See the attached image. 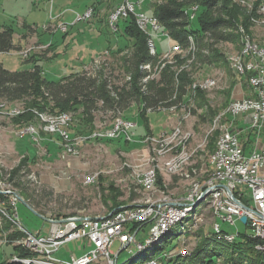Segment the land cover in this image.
Masks as SVG:
<instances>
[{"label":"rangeland","instance_id":"obj_1","mask_svg":"<svg viewBox=\"0 0 264 264\" xmlns=\"http://www.w3.org/2000/svg\"><path fill=\"white\" fill-rule=\"evenodd\" d=\"M159 1L161 0H139L138 2L135 0H82L84 4L82 6L84 7L83 12L90 10L89 17L79 20L73 17L71 22H60L45 26L43 29L38 28L39 33L28 27V33L25 36L20 38L17 35L15 36L16 43L14 46L17 45L15 46L16 49L0 53V63L2 62L4 67L9 68L11 71L28 70L26 67L40 62L46 79L54 81L60 76L71 72L79 70L89 72L105 65V71L108 74L111 73V79L115 84L121 85L123 81L129 79L128 76L123 77V73L119 68L118 59L121 56V51L125 48L124 43L117 49L106 46L101 52L94 50L95 53L92 54L91 63L84 64L82 68L76 69L79 63L74 56L79 57V54L75 53V45L66 48V53H63V51L57 52L56 47L53 48L52 45L41 47L40 39L44 35L43 33H46V42H49L48 36L54 32L53 30L60 29L62 26H66L65 31L62 32L69 33L71 36L81 32V30L89 35L91 33L97 34L98 30L104 31L106 28L115 33L119 31L117 28L123 24L122 19L131 14L138 29L148 37L149 53L155 54V48L161 49L159 62L151 74L142 79V82L155 77L157 69L164 65L163 62L159 64L160 61L171 59L174 54L179 55L180 58H187L183 67L191 70L194 80L191 85L192 92L184 104L172 105L171 110H169L171 107H161L159 110L148 108L147 120L144 124L138 115L141 107L139 104H132L115 116L110 112L97 113L93 122L95 130L111 127L113 121L118 118L128 119L134 122L135 125L127 133L121 134L115 139L103 138L100 140L92 138L81 142L76 147L75 154L64 149L65 143L56 133L44 131L46 121L44 117L39 116L40 112L32 109L34 115L32 119L28 123H22L18 116L24 111L23 103H8L0 100V194L7 197V205L10 206V208L5 207V203L0 201V260L15 262L13 258L16 255L13 253L12 247L21 246L20 240L22 241L26 233L40 237L49 235L52 221L74 219L75 216L79 218L105 217L116 210L146 206L158 202H181L188 196L192 183L200 181L201 184L206 179L209 171L212 170V167L209 166L211 165L209 155L212 152L208 151V146L213 145L214 150L215 142L221 134L223 125L230 131L241 130L239 137L242 142L252 140L251 143H248L251 144L249 147H245V149L242 147L245 152H249L253 148L261 149L264 147V132L258 135L255 134L254 129L249 126L247 113L233 115L226 112V108L232 101L252 96L250 88L246 85L245 76L243 75V77L242 74L231 68L228 58L237 50H240L243 36H248L255 43L264 47V1L259 5V16L249 18L248 32L245 27L238 24L236 30L237 40L217 44V49L225 55V66L198 64L195 57L196 49L193 44H191L190 49L181 50L178 44L168 36L167 32L161 29L158 20L150 13L153 3ZM231 1L232 5L230 6H235L241 12L244 11V14H248L252 10V3L255 0H246L247 5L243 6H241L240 1L238 3L235 0ZM32 2V0H0V19L3 15L12 14L14 17L9 16L10 20L7 21V24L14 26L17 21L14 19H18L17 15L23 17L22 13L25 12L29 17V23L34 22L40 26L43 21H50L51 11H49V8L52 0L49 3L41 1L38 10L29 14L26 4L31 6ZM126 2L130 4L131 10L125 16L120 15L118 17L115 25L116 30L113 31L109 25L110 15L114 13L118 6ZM64 5L74 7L76 10L80 7V3L79 5H74V3ZM23 9L25 11L22 12ZM82 13H76L75 11L74 15ZM142 15L146 18H154L155 23L158 25L157 29H149L147 32L141 30L137 20L144 19ZM190 28L194 31L199 29L197 19L192 18L190 20ZM86 38L87 36H85ZM76 39L79 40L80 38ZM153 42L154 44H152ZM174 46H178L179 49L174 50ZM62 48L64 49V47ZM89 48L87 43L80 46L78 49L80 57L87 56ZM151 48L153 52H151ZM57 56L58 58H56ZM147 70H150V66ZM204 78L205 80L208 78L213 79L215 85L200 89L198 85L205 81ZM193 85L197 87H192ZM194 88L203 90L206 105L203 103L202 107L197 106ZM209 110L216 111V114L206 120L199 117ZM35 111L36 113H34ZM67 113L72 117L67 127L69 137L83 136L79 132V130L84 129V125L79 122V114L77 112ZM219 114L218 124H215L214 119ZM42 115L54 114L43 113ZM29 126L33 127L36 132H23L25 127ZM176 127H180V135H173ZM183 132L189 133V137L185 141L182 139ZM163 139L168 142L166 145L162 141ZM256 139V145L252 146ZM23 160L27 163L26 169L20 172V177L9 181L11 171L17 168ZM177 160H182L178 171H169L167 162ZM152 168L157 174L156 181L154 187L145 190L140 187L138 180L146 171ZM96 173L98 174L95 175ZM92 176H95L93 181L86 184L85 179ZM19 179L23 183L21 187L13 184L14 181L17 182ZM109 185H112V191L116 189V192H118L115 203L109 200ZM21 190L26 191L29 201L36 208L31 207L47 220H43L32 213L18 200L17 197L24 200L21 196ZM204 191L207 190H203L200 195ZM205 195L200 201L195 199L191 210L176 217V220L168 224L159 234L156 236L152 234L147 243H144L143 240L149 234L151 221L137 223L139 232L134 241L127 246L121 245L117 241L114 242L110 248V251L115 253L111 256L112 260L116 264H150L152 262L155 264H168L171 259L177 256L181 258L188 257V254L198 244L200 239L198 232L208 237H214L216 240L226 241L224 238L219 239L218 234L212 231L215 219L214 209L211 206V200H204ZM232 195L247 206V199H238L236 194ZM6 220L11 222L8 228L4 227L7 223ZM216 223L226 233L237 232V236L239 232H245L249 237H252L253 230L247 220L244 224L240 220H235L230 225L217 218ZM133 226H131L130 231H132ZM14 231L23 232L24 237L9 240L7 236ZM254 238L260 239L258 236H254ZM262 241L264 242V240ZM85 242V239H77L65 243L53 254V257L58 260H68L71 255L80 256L92 248L91 245L83 248ZM164 245L166 246L164 247ZM257 246H264V244H258ZM98 260L96 264H107V261L103 258ZM156 260L160 262H155ZM216 264L221 263L217 260Z\"/></svg>","mask_w":264,"mask_h":264},{"label":"trees","instance_id":"obj_2","mask_svg":"<svg viewBox=\"0 0 264 264\" xmlns=\"http://www.w3.org/2000/svg\"><path fill=\"white\" fill-rule=\"evenodd\" d=\"M263 1L255 0L252 3V10L244 14L239 8L230 6L231 0H161L153 3L150 13L181 50H188L193 44L198 64L225 66V55L217 49V44L237 40L238 24L245 27L248 32L249 18L259 16V5ZM194 5L198 6L193 10L196 12L193 15L190 10ZM192 18L197 19L198 30H191ZM122 23L117 30L122 33L126 43L118 59L119 68L123 77H129L123 81V84H115L111 79V73L105 71V65L89 72L83 70L71 72L54 81L46 79L41 66L37 63H34L31 69L14 71L4 68L0 63V100L8 103H23L24 111L18 116L22 123H28L32 119L34 116L32 109L40 114L77 112L80 124L84 125V129L79 132L84 136L95 130L93 122L97 113L110 112L115 116L132 104H139L141 107L138 115L144 124L147 120L148 108L159 110L161 107L169 108L178 103L184 104L192 92L191 85L194 81L191 70L183 67L187 58H180L179 55L174 54L171 59L160 61L159 64L163 62L164 65L157 69L156 76L142 82V79L149 76L159 62L161 49H157L155 54L149 53L148 37L138 29L131 14L122 19ZM13 34L12 26L0 27V53L16 49ZM145 65H149L150 70L144 68ZM195 98L198 107H202L203 103L206 105L203 90L196 88ZM215 114L216 111L209 110L199 117L206 120ZM250 141L251 139L243 141L242 147L244 149L249 147ZM208 151L213 152V145L208 146ZM26 167L27 163L23 160L11 171L8 180L12 181L20 177V172ZM19 180L14 181L13 184L21 187L23 183ZM109 190V200L115 203L118 192L116 189L112 191V185H109ZM21 196L30 206L36 208L29 201L25 190H21ZM0 201L5 203V207L10 208L6 196L0 194ZM6 222L4 227L8 228L11 222L7 220ZM137 227V225L133 226L132 231ZM197 234L200 239L188 257L177 256L168 264H216L217 260L221 264H264V251L256 249L258 244L264 242L249 237L245 232H239L238 237L236 236L232 242L216 240L200 232ZM23 236V232L14 231L7 237L12 241ZM218 238L222 237L218 235ZM12 251L19 259L31 258L33 255L20 245L13 246ZM0 264L20 263L0 260Z\"/></svg>","mask_w":264,"mask_h":264},{"label":"built area","instance_id":"obj_3","mask_svg":"<svg viewBox=\"0 0 264 264\" xmlns=\"http://www.w3.org/2000/svg\"><path fill=\"white\" fill-rule=\"evenodd\" d=\"M129 10H131V6L126 2L121 9H117L113 14V31L116 30L115 25L118 17L120 15L125 16ZM89 13L90 10H87L82 14H76L75 18L77 20L85 19ZM190 13L193 14V9L190 10ZM137 21L144 32L158 27L152 17L146 18L144 16V19ZM65 29L66 26L60 27L61 31H65ZM248 69L253 70L251 81H256V89L252 92V96L234 100V107L230 113L233 115L247 113L249 126L258 135L264 132V51L252 49L251 67ZM237 72L242 74L244 71H238L237 66ZM134 125L132 121L131 123H118L108 130H111V135H121L127 133ZM240 132L241 130L230 131L224 126L225 143L222 144L221 155L218 156L221 157L218 170L212 175H207L206 179L200 185H196L192 191H188V196L181 202H174L169 206H137L116 210L106 216L105 219L52 221L50 234L45 237L26 233L28 235V250H36L39 252V256H44V264H96L99 258H103L107 264H111L113 262L111 256L115 253H112L110 248L114 242L117 241L121 245L127 246L135 240L139 228L132 232L130 231L131 226L147 220L151 221L149 234L143 240L144 243H147L151 235L161 230L166 221L181 213V205L185 203L188 197L195 196L197 191L204 190L208 186H221L222 189H225V200L220 206L218 216L221 221L231 225L235 220H239L242 215H245L250 227L255 232V236L264 235V147L261 149L253 148V150L245 152L242 149ZM58 136L61 139L69 138L68 130H60ZM256 141L257 139L252 143V146L256 145ZM148 178L152 179V177ZM226 187L232 194H236L238 199H247L248 210L242 209L229 198ZM242 203L244 204V202ZM77 239H85L92 248L80 256L71 255L68 260H58L53 257V254L63 244ZM30 260L34 263V259ZM155 262L160 261L156 260Z\"/></svg>","mask_w":264,"mask_h":264},{"label":"bare ground","instance_id":"obj_4","mask_svg":"<svg viewBox=\"0 0 264 264\" xmlns=\"http://www.w3.org/2000/svg\"><path fill=\"white\" fill-rule=\"evenodd\" d=\"M238 1H240L241 5H247L246 4V0H238ZM124 4L118 6L117 9H121ZM196 7L197 6L194 5L192 7V9L194 10ZM117 9L114 11V13L117 11ZM113 14L110 15V18H109L110 19L109 25H110L111 29H112V18H113ZM89 15H90V13H89ZM89 15H88V17H89ZM142 17H144V16L142 15ZM155 22H156V20H155ZM190 41H191V38H190ZM152 44H154V42ZM153 47H155V46L153 45ZM251 48L252 49H255V50H262V51H264V47L263 46L258 45L257 43H255V41L251 40L248 36H243L241 38V47H240V50L239 51L237 50V52H235V53L233 52L234 54L230 55V57L228 58V62L230 63L231 68L233 70H236V72H237V66H238V71H244L242 73V76L244 75L245 77L244 76L243 77L246 78V81H249V82L246 83V85H247V87L250 88L249 90H251V92H254V90L256 89V81H251L252 80V77H253V70L252 69H248V68L251 67V57H252V49ZM156 49L157 48H155V51H156ZM173 49L174 50H178L179 47L178 46H174ZM150 50H151V52H153V49L152 48ZM148 67H149V65H145L144 66V68H146V69ZM204 80H205V78H204ZM214 85H215V81L213 79H209L208 78L204 82H202L201 84H199L198 87L200 89H205V88H208V87H212ZM192 87H197V86H194L193 85ZM233 107H234V101H232L229 104V106L226 108V112H232ZM171 109H172V107L169 108V110H171ZM173 109H175V108H173ZM220 114L214 119V123L215 124H218L217 121H218V118H219ZM39 116L42 117V118L43 117L45 118L46 124L44 126V131H46L48 133H56L57 135L59 134L60 130H67V127L70 124L71 119H72L71 115L69 113H67V112L58 113V114L49 115V116H44V115H42V114L39 113ZM118 123H131V121L128 120V119L126 120V119L118 118V119H115L113 121V123L111 124V127L116 126ZM111 127H108L106 129H103V130H101V129L94 130L92 133L88 134L87 136H84L83 135V136H78V137H75V138L74 137H72V138L69 137V138H66V139H61L62 142L64 141V143H65L64 149L67 152H71V153H74L75 154L76 149H77L76 147L78 146V144L81 141H87V140L92 139V138L93 139H103V138L115 139L116 137L120 136V135H111V130H108ZM174 130H175L174 131L175 135H180L181 134L180 127H176ZM28 131H30V133H35L36 132L34 130V128L31 127V126L25 127V129L23 130V132H28ZM188 137H189V133L188 132H183L182 133V139L184 141ZM162 141L165 143V145L168 143V142L165 141V139H163ZM224 143H225L224 126H222L221 134L219 135V137L217 138V140L215 142L214 150L209 155V162L211 163V165H209V166L212 167V170L209 171L208 175H212L215 171L218 170V167L221 164V157H218V156L221 155V147H222V144H224ZM181 163H182V160H180V161L177 160L175 162L174 161H169V162H167V169L169 171H171V172H177L178 169H179V167H180V164ZM97 174L98 173H96L95 175H97ZM156 175L157 174H155V170L153 168L150 169V170H148V171H146L139 178V180H138L139 181L138 183H140V187H142L145 190H148V189H151L152 187H154V183L156 181ZM94 177L95 176L86 178L85 179V183L87 184L89 182H92L93 179H94ZM148 177H152V179L151 178H148ZM199 182L192 183V186H191V188H190L189 191H192L193 188L196 185H200ZM204 190H207L206 191L207 195H205L206 197L204 198V200H206V199L211 200V206L214 209V216H215L214 218L215 219H214V224H213V228H212L213 230L212 231L214 233L218 234L219 236H221L222 238L224 237L226 241H228V242L229 241H232L233 238L236 236V233L237 232H232L231 231V232H227L226 233L224 230H222L223 228L222 229L221 228H218L219 227V224L216 223V219L219 218L218 216H219L220 206L222 205V202L225 200V189H222L221 186H208ZM202 191L203 190H199V191H197V193H196L195 196L188 197V199L185 201V203H183L181 205V213L179 215H181L182 213H184V212H186L188 210H191L193 208L195 199H199V195H200V193ZM209 200H207V201H209ZM172 203H174V202H158L156 204H148L146 206H139V207L169 206ZM179 215H176L173 218H171L168 221H166V224L164 226H162V229L159 230V231H157L156 233H154L153 236H156L157 234L160 233V231L164 230L168 226V224H170L172 221H175L176 220V217H179ZM73 218L74 219H78V220H85V219H105L106 216L105 217H98V218H90V217H81V218H79V217H76L75 216ZM19 227H20V225H19ZM238 235H237V237H238ZM254 236H255V232H253V234H252V237H254ZM259 238L262 239V240H264V235H260ZM20 242H21V246L22 247L28 249V235L27 234L22 239V241L20 240ZM256 248L264 251V247H257L256 246ZM29 251L32 252V254H33L31 258H27V259H25V258H22V259L14 258V261L15 262H18L20 264H44V256H39V252L36 251V250H29ZM30 259H34V263L31 262ZM114 263L116 264V262L113 260V262L111 264H114ZM54 264H69V263H54ZM150 264H155V263L152 262Z\"/></svg>","mask_w":264,"mask_h":264},{"label":"crops","instance_id":"obj_5","mask_svg":"<svg viewBox=\"0 0 264 264\" xmlns=\"http://www.w3.org/2000/svg\"><path fill=\"white\" fill-rule=\"evenodd\" d=\"M32 1L33 2H32L31 6L26 4L27 8L29 9V14H31L32 11L38 10L39 3L41 1L45 2V3H49L50 2V0H32ZM35 1H37V2H35ZM135 1L138 2L139 0H135ZM51 3H52V7H51ZM66 3L67 4L68 3H71V4L74 3V5H76V4L79 5V3H80V7H79L78 10H76V9H74V7H70V6L67 7L66 5H64ZM83 5L84 4L82 3V0L81 1L80 0H52V2H50V8H49V11H51L50 12L51 20L50 21H43L40 26L37 25V23L35 24L34 22L29 23V21H28L29 17L26 15L25 12H23V11H25L23 9L22 10V12H23L22 15H24V16L22 17L20 15H17L18 19H14V20H17L16 23H15L16 25H14V26L10 25V26H12V28L14 30V34H13V42H14V44L16 43L15 42V38H16L15 36L17 35V37H19V38L22 37V36H25L28 33L27 32V28L28 27L34 29L36 33H39L40 30L38 28L43 29L45 26H51L53 24H57V23H60V22H62V23L71 22L73 20V17H75V15H74L75 11H76V13H79V12L82 13L83 12V9H84V7H82ZM9 16H12V14H9V15L6 14V15H3L1 17V19H0V27L8 25L7 21L10 20ZM12 17H14V16H12ZM53 31L54 32H52L48 36L49 37V39H48L49 42H46L47 34L43 33L44 35H42L41 39H40V42L42 43L41 47H44L45 45H52L53 48L56 47L57 52L58 51H60V52L63 51V53L64 52L66 53L67 52L66 48H69V46H71V45H75V48H76V52L75 53L79 54V57L76 54H75L76 56H74L75 59L78 60V63H79V65H78V67L76 69L82 68V66L84 64L91 63V60L93 58L92 54L95 53L94 50H96V51L98 50V51L101 52V51H103L105 49L106 46L107 47L110 46L112 49H117V48H120V46L123 43L124 44L126 43V40L124 39V37H123V35H122V33L120 31H116L114 33V32H110V30H107V28L104 29V31L98 30L97 34L91 33V35L87 34L86 32H85L86 33V35H85L83 30H81V32H77L76 34H74L72 36L69 35V33L65 34L60 29H56V30H53ZM59 31H60V33H59ZM85 36H87L86 39H85ZM76 38H80V39L78 40ZM84 43H87L90 48L88 49L87 56L80 57V53H78V49H79L80 46H84ZM15 46H17V45H15ZM62 47H64V49ZM56 50H55V52H56ZM56 58H58V56ZM1 64L3 65L2 62H1ZM37 64L40 65V62H37ZM40 66H42V65H40ZM3 67H4V65H3ZM31 67H32V64L30 66L26 67V69H29ZM4 68H6V67H4ZM6 69H9V68H6ZM89 245H90L89 242L86 241L84 243V245H83V248L87 247Z\"/></svg>","mask_w":264,"mask_h":264},{"label":"water","instance_id":"obj_6","mask_svg":"<svg viewBox=\"0 0 264 264\" xmlns=\"http://www.w3.org/2000/svg\"><path fill=\"white\" fill-rule=\"evenodd\" d=\"M226 190H227V192H228L230 198L233 200L234 203H236V204H237L238 206H240L242 209H244V210H248V207H247V206H245L243 203H241L239 200H237L236 198L233 197V195L231 194L230 190H229L227 187H226ZM205 194H206V191L203 192V193L200 195L198 201H200L201 198H202ZM17 198H18V200H19L20 202H22V203L24 204V206H26V207H27L32 213H34L35 215H37L38 217H40V218L43 219V220H47V219L44 218L41 214H39L38 212H36V211H35L30 205H28V203L25 202L22 198H20V197H17ZM239 220H240L241 223L244 224V223L246 222V216H245V215H242V216L239 218ZM121 249H122V248H121ZM123 249H124V246H123Z\"/></svg>","mask_w":264,"mask_h":264}]
</instances>
